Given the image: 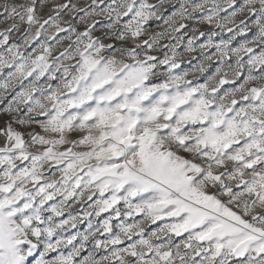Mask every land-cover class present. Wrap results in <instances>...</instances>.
<instances>
[{
  "label": "snow or ice",
  "instance_id": "1",
  "mask_svg": "<svg viewBox=\"0 0 264 264\" xmlns=\"http://www.w3.org/2000/svg\"><path fill=\"white\" fill-rule=\"evenodd\" d=\"M0 264H264V0H0Z\"/></svg>",
  "mask_w": 264,
  "mask_h": 264
}]
</instances>
